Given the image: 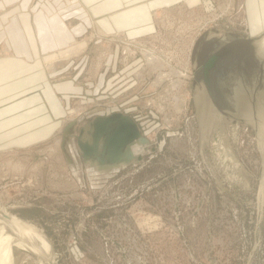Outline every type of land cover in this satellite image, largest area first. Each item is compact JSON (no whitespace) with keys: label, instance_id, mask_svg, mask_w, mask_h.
<instances>
[{"label":"rangeland","instance_id":"rangeland-1","mask_svg":"<svg viewBox=\"0 0 264 264\" xmlns=\"http://www.w3.org/2000/svg\"><path fill=\"white\" fill-rule=\"evenodd\" d=\"M261 1H183L153 11L154 29L147 35L88 34L86 28L73 48L48 58L46 70L72 78L80 89L67 102L63 128L48 142L0 152V208L41 229L58 264H264L258 132L243 122L228 123L214 149L210 120L201 143L200 105L207 104L195 103L193 79L177 91L169 82L155 85L138 49L123 42L164 49L158 31L173 49L214 27L261 39ZM126 48L136 57H128ZM185 94L178 109L175 102ZM115 112L138 124L144 151L120 168L86 166L76 151L78 140L88 136L82 130ZM5 225L0 219L7 237ZM13 254V264H48L20 246H13Z\"/></svg>","mask_w":264,"mask_h":264},{"label":"crops","instance_id":"crops-1","mask_svg":"<svg viewBox=\"0 0 264 264\" xmlns=\"http://www.w3.org/2000/svg\"><path fill=\"white\" fill-rule=\"evenodd\" d=\"M183 1L0 0V152L43 145L63 128L67 102L80 86L46 70L48 58L73 48L86 28L88 34L147 35L153 11Z\"/></svg>","mask_w":264,"mask_h":264},{"label":"water","instance_id":"water-1","mask_svg":"<svg viewBox=\"0 0 264 264\" xmlns=\"http://www.w3.org/2000/svg\"><path fill=\"white\" fill-rule=\"evenodd\" d=\"M191 66L195 103L200 105L204 100L207 104L200 105L201 143L210 120L216 127L213 133L214 149L223 142L228 123L235 125L243 122L253 127L260 139L264 126V37L253 39L221 28L209 29L194 43ZM87 129L90 130L87 135L91 136L92 143L78 140V148L84 159L93 154L103 139L104 148L113 157L121 148L142 136L138 124L120 112L94 118ZM220 135L221 141L218 140ZM225 149L223 152L233 157L230 150ZM48 264L58 263L49 257Z\"/></svg>","mask_w":264,"mask_h":264},{"label":"bare ground","instance_id":"bare-ground-1","mask_svg":"<svg viewBox=\"0 0 264 264\" xmlns=\"http://www.w3.org/2000/svg\"><path fill=\"white\" fill-rule=\"evenodd\" d=\"M261 4H262V1H261ZM263 15H264V9H263ZM197 38L198 36H196L195 38H192L190 44L194 45V41L196 42ZM146 57L152 58L150 54L146 55ZM160 64H162L163 66L164 60H162L161 58H157V62L153 65L155 67H158L160 66ZM177 84H178V81L174 82L173 86L176 87ZM186 95L187 94H185L184 96L181 95L183 97L180 96L181 97L180 100L182 103H185V101L187 100ZM215 118L216 117H214V119ZM84 131L85 133L90 132V130L88 131V129H85ZM263 133H264V126H262L261 128V136ZM79 140H82L85 142L88 141L92 143L91 136H86L83 139L80 138ZM218 140L219 141L222 140V135L218 137ZM259 141H260L261 151L264 154L262 137L259 139ZM104 142H105V139H103L102 142L99 143L98 147L94 150L91 156L85 157V159H83L86 166L92 167L96 170L100 169V171H105V170L108 171L110 169L120 168L121 166L125 164L136 161L138 159V155L142 153L145 149L144 146L140 145V142H143L142 144H144V142H146V139L144 140L142 137H140L137 141L121 148L119 153H117V156H113V157H111V153L108 151V149L104 148ZM222 143L223 142H221L218 146L222 145ZM73 150H75V148ZM76 151L77 153H80V150L78 147H76ZM225 151L226 153H228L227 152L228 150L225 149ZM80 155L82 154L80 153ZM0 219L6 221L7 225L5 226L8 227V231L6 230L7 237L5 235H3L4 236L3 237L1 235V226H0V264H3V262H6L7 260H10L9 264H13L12 254H13L14 245L20 246L22 249L26 251H30V252H34L38 254L39 256H41V259H43L44 261H47V263H48L49 257L54 258L52 244L49 238L46 237V235L41 231V229L37 228L35 225H28V224L22 223L17 218L8 215L7 212L2 208H0ZM10 230H11V233H10Z\"/></svg>","mask_w":264,"mask_h":264},{"label":"built area","instance_id":"built-area-1","mask_svg":"<svg viewBox=\"0 0 264 264\" xmlns=\"http://www.w3.org/2000/svg\"><path fill=\"white\" fill-rule=\"evenodd\" d=\"M217 28V27H214ZM208 30V29H207ZM158 34V41H162L163 44H165L164 49H159L157 46H154L153 48H145L141 44H139L140 41H123L125 45L131 46L129 42L135 46L136 49L140 52V54L143 56L145 67L149 70V72L155 77V85H160L164 82L170 83V90L171 91H177V89H184L187 87V84L189 81L193 79L194 73L191 66V55H192V49L193 44L187 43L186 40L189 41L188 37L184 38V44L171 48L168 46L166 39H161L160 34ZM166 42V43H165ZM191 42V41H190ZM195 43V41H194ZM182 48L184 52H180L179 49ZM127 56L128 57H136L137 52L131 51L129 48L127 49ZM150 54L152 58H147L146 55ZM157 58H161L164 60V65L160 64V66L155 67L153 64L157 62ZM178 81V84L173 86L174 82ZM181 89V90H182ZM177 108L185 106L186 103L175 102Z\"/></svg>","mask_w":264,"mask_h":264},{"label":"flooded vegetation","instance_id":"flooded-vegetation-1","mask_svg":"<svg viewBox=\"0 0 264 264\" xmlns=\"http://www.w3.org/2000/svg\"><path fill=\"white\" fill-rule=\"evenodd\" d=\"M31 253H34V252H31ZM14 256V254H12V257Z\"/></svg>","mask_w":264,"mask_h":264}]
</instances>
